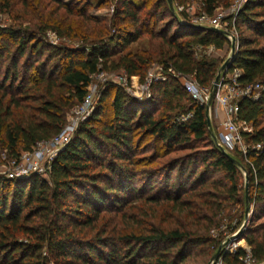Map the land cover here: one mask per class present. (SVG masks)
I'll list each match as a JSON object with an SVG mask.
<instances>
[{"label": "trees", "instance_id": "16d2710c", "mask_svg": "<svg viewBox=\"0 0 264 264\" xmlns=\"http://www.w3.org/2000/svg\"><path fill=\"white\" fill-rule=\"evenodd\" d=\"M232 2L202 0V8L212 17L219 7H231ZM181 15L183 21L173 14L168 0L140 4L120 0L114 18L124 26L113 21L115 35L108 30L90 50L80 51L47 43L48 30L59 37L67 33L55 25L41 26L38 33L0 28V162L5 154L19 164L25 153L57 137L68 124V113L84 103L94 77L105 70H123L128 77L144 81L153 53L123 55L116 61L106 46L110 42L123 49L155 17H170L151 35L161 40L166 71L173 67L181 75L194 77L201 87H212L219 66L206 57L197 59L196 50H221L230 40L224 31L194 27L186 14ZM228 21L230 27L235 24L241 30L240 49L231 67L242 70L243 86L263 87L259 98H246L240 105L239 118L254 127L252 133L244 134L250 144L247 154L240 151L238 157H230L216 145L208 106L194 100L175 77L154 82L149 100L135 98L108 82L93 114L47 165L46 175L10 178L0 174V264H183L192 246L208 241L186 228L123 230L115 224L94 236L89 233L106 215L117 221L128 205L140 199L171 203L183 212L189 199L198 195L195 189L187 190L189 184H196L190 179L194 176L200 186L222 190L215 197L238 202L241 170H245L254 190L249 201L254 206L253 221L263 216L264 0H249ZM189 113L193 116L182 121L181 116ZM180 151L189 152L169 163L157 162ZM190 166L193 170L188 172ZM177 169L175 180L172 174ZM160 172L162 188L151 194ZM211 173H220L223 179L208 181ZM243 238L253 257L264 262V224ZM247 255L239 247L221 258L225 264H243Z\"/></svg>", "mask_w": 264, "mask_h": 264}, {"label": "rangeland", "instance_id": "374dc122", "mask_svg": "<svg viewBox=\"0 0 264 264\" xmlns=\"http://www.w3.org/2000/svg\"><path fill=\"white\" fill-rule=\"evenodd\" d=\"M133 1L136 4H140L144 0ZM180 1L181 0L173 1L174 10H172V12L176 17L181 18L183 21V16L178 9L180 6L186 7V9L189 10L192 9L194 16L201 15L202 0H186L182 5L179 4ZM236 1L237 0H233L231 7H219L216 10L214 18H212V22H202L204 24L203 26L215 27V17H219L220 14H223V23L221 26L222 29L227 30V37H230L231 40L230 43L221 50L215 49L214 47L196 50L195 57L197 59L206 57L218 64L219 71L217 76L224 64L240 49L239 40L241 30L238 26H236V28H227V26L224 25V22L231 18L230 15L233 12L232 7ZM248 2L249 0L245 1L243 7ZM119 6L120 0H0V28H13L38 33L41 26L48 24L55 25L67 33L65 36L59 37L53 31L48 30L44 35L47 43L68 47L77 51L83 50L84 48L90 50L94 44H97V42L103 38L104 33L108 30H110L111 36L116 34V28L111 27V25L114 26L113 21L117 26H124L122 23H119L118 19L114 18ZM169 20L170 17L164 20H159L158 17L153 18L150 25H147V27L143 29L142 35L123 49L116 44L107 42L106 50L108 54H110L111 60L118 61L123 55L144 54L148 52L153 53L154 58L148 73L152 70L157 72L159 68H163L164 60L161 58L162 50L159 47L161 40L159 38H151V35L160 31L162 26ZM118 32L119 31H117V33ZM8 41L11 43L13 42L10 39H8ZM234 44L235 52L233 51ZM123 73V70L115 71L113 69H108L103 72L104 76L109 80L121 76ZM104 87L105 84L102 81L101 75L95 76L90 90L92 91L93 88L96 89V101L99 100ZM112 95L108 98V102L112 99ZM209 104L208 113L212 124L211 132L215 137L216 145L231 156L238 157L237 154L241 153L239 150L241 146L231 147L219 143V134L220 131H223L222 124L225 120V115L215 99H210ZM76 110L77 108H73L68 113L67 124V128L70 130L73 129L74 133L79 125L90 117H87L85 120H82L83 118L77 120ZM105 110V113L109 114L110 109L106 107ZM249 130L254 131L253 125H250L245 133L249 132ZM244 145H250L246 139ZM51 149L52 146L43 145L30 157H27V155L23 156L19 164H15L14 161L8 160L7 156L4 154L0 162V174L6 175L11 172L16 173L19 167L25 169H29L31 166L32 168L37 166L44 168L47 165ZM188 152L189 151L176 152L157 162L169 163L175 156L180 157ZM39 153L43 155L40 156ZM200 165L201 163H198L196 166L199 169L198 173L203 170L202 167H199ZM144 168L145 167H141L139 169L142 170ZM96 170L100 169L97 168ZM192 170L193 166L188 167V172ZM172 177L175 180L178 178V169L174 171ZM196 178V176L190 178L192 181H196V184H189L187 190L195 189L198 191V195L192 196L189 199V204L186 208L184 207L185 209H183V212H178L177 208L171 203L163 201L153 203L144 199L136 200L123 210V216L119 215L117 221L111 220V214L106 215L105 218L98 222L97 229L89 233V236H94L99 231L103 232V230L113 227L115 224L118 225V228L120 227L123 230L133 227L146 229L152 226L159 228H186L189 233L204 237L208 241L205 245L192 246L190 255L183 264H225L223 259H221L224 252L231 253L237 245L250 250L251 247L243 236L257 228L258 225L264 224V214H262L263 216L258 215V217L261 218L253 221L254 206L251 205L249 201L254 195V190L249 186L247 187L249 181L245 170H241V192L238 202L226 198L221 200L215 197H219L220 195L216 192L220 193L222 190L204 188L199 185ZM207 178L208 181L220 180L223 179V175L220 173H211ZM163 180L164 174L161 172L158 173L157 177L154 178L155 188L151 194H156L158 189L162 188ZM183 196V198H185L187 195ZM255 236H257V234ZM247 264L256 263L248 262Z\"/></svg>", "mask_w": 264, "mask_h": 264}, {"label": "built area", "instance_id": "2783aa9c", "mask_svg": "<svg viewBox=\"0 0 264 264\" xmlns=\"http://www.w3.org/2000/svg\"><path fill=\"white\" fill-rule=\"evenodd\" d=\"M245 1L247 0H237L236 1V3L232 7L233 12L230 15L231 18L232 16L238 15ZM178 9L181 14H186L188 20L191 21V24H194V25L203 26L204 24L202 22L204 21L212 22V18H214L215 16V15L212 17L208 16L203 11V8H202V13L200 16H194L192 9L189 10L183 6H180ZM222 18H223V14H220L219 17L217 16L215 17L214 21L216 22V26L215 27L213 26V28L222 30L226 34H228L226 32L227 30L222 29V26H221V24L223 23ZM224 25H226L228 28L230 27V22L227 20L224 22ZM233 27L236 28L235 24H233ZM228 38L230 40V37ZM236 52L234 53L233 56H231L230 59L234 58L235 60ZM233 63L234 61L232 62V64ZM232 64L230 65V67L227 69L226 72L221 73L219 82L217 84L214 82L212 87H201L194 77L181 75L173 67L167 68V71L164 67L159 68L157 72L152 70L147 74L146 79L144 81H142L141 78H139L138 76L128 77L126 73H123L121 76H117L113 78L112 80H109L108 78H106L103 73L99 75H101L102 81L104 82V84L108 82H112L114 84L120 85L123 88H125L127 92H129L135 98H138L140 100H149L152 97L151 87L154 82L167 81L170 76H173L176 79H178V81L184 86L186 91L193 97L194 100H196L200 104L208 105L211 99L212 92L214 90V86L216 84V92H215L214 99L216 100V102L218 103L222 112L225 115V120L222 124L223 131H220V134H219V143L221 145L231 146V147L241 146L240 147L241 149L239 150L246 155L249 149V146L244 145V142H245L244 134H245V131L252 124L241 121V119L239 118L240 105H241L242 100L246 98H253V99L259 98L263 91V87L260 85L243 86L239 81L242 75V70L238 67L232 68L231 67ZM95 94H96V89L93 88L92 91L90 90L84 103L77 107V110H76L77 120H80V118H83L82 120H85L87 117L93 114L96 108V104H97V101L95 100ZM192 116H193L192 113L185 114L181 116V120L185 122L189 120ZM252 132L253 130H249V132L247 133H252ZM73 135H74L73 129L70 130L66 126L65 129L57 137H55L52 141L47 142V143H42L38 146V148H40L43 145H49L50 147L52 146V149L49 152L50 154L48 156L47 165L71 141ZM37 149L33 153H25L23 156L27 155V157H30L32 154H34L37 151ZM42 155L43 154L41 153L40 156ZM47 165L44 168L38 167V166L33 167V168L31 166L29 169L19 167L17 168L16 173L11 172L7 175L10 178H23L25 176L30 175L32 172L46 175ZM239 247H243V246L237 245L236 248L232 250L231 253L229 252L228 253L233 254L234 251L238 249ZM247 252H248V255L244 259L243 264H247L248 262H254L256 264H264V262L262 263L258 262L253 257V255L251 254V249L247 250Z\"/></svg>", "mask_w": 264, "mask_h": 264}, {"label": "water", "instance_id": "95a60500", "mask_svg": "<svg viewBox=\"0 0 264 264\" xmlns=\"http://www.w3.org/2000/svg\"><path fill=\"white\" fill-rule=\"evenodd\" d=\"M168 1H169L170 6H171V9L174 10V3H173V0H168ZM192 26H194V27H201V26H199V25H192ZM212 28H213V27H212ZM213 29H215V28H213ZM233 51H235V44L233 45ZM233 61H234V58L228 60V61L224 64V66L222 67L220 73H219L218 76L216 77V80H215V83H216V84H217V83L219 82V80H220L221 73H222V72H226L227 69L230 67V65L232 64ZM216 84H215V86H214V90H213L212 95H211V100H213L214 97H215ZM207 106H208V108H209L210 104H208ZM208 122H209V126L211 127L212 124H211V120L209 119V113H208ZM225 153H226L228 156H230L229 153H227V152H225ZM230 157H231V156H230ZM248 186H249V185H247V187H248ZM247 192H248V190H247ZM248 210H249V209H248ZM248 210H247V211H248Z\"/></svg>", "mask_w": 264, "mask_h": 264}]
</instances>
